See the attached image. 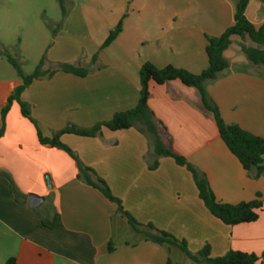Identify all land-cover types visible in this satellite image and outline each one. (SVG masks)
<instances>
[{"label": "crops", "instance_id": "1", "mask_svg": "<svg viewBox=\"0 0 264 264\" xmlns=\"http://www.w3.org/2000/svg\"><path fill=\"white\" fill-rule=\"evenodd\" d=\"M237 1L67 0V15L39 61L46 54L50 63L91 72L85 77L57 72L34 81L21 100L30 106L45 137L68 124L91 128L108 122L137 106L143 64L196 75L205 71L207 37H219L234 24ZM246 16L260 27L264 0H250ZM120 22L122 32L101 50ZM243 46L264 49L233 36L224 53L229 68L206 89L226 123L264 138V66L252 64ZM148 107L165 129V145L205 175L219 202L262 201L256 222L232 227L216 219L200 199L192 174L170 157L150 170L148 139L135 128H104L94 138L65 134L61 141L107 183L138 222L185 240L192 253L208 245L214 258L229 251L262 257L264 176L255 179L230 152L197 89L178 80L151 83ZM10 111L0 138V173L11 178L15 192L9 179L0 176V264L10 259L15 264H166L168 259L197 264L180 249L136 233L115 204L78 179L77 163L66 152L39 143L34 125L17 103ZM30 195L43 202L29 206ZM55 217L53 229L44 227L43 219Z\"/></svg>", "mask_w": 264, "mask_h": 264}, {"label": "trees", "instance_id": "2", "mask_svg": "<svg viewBox=\"0 0 264 264\" xmlns=\"http://www.w3.org/2000/svg\"><path fill=\"white\" fill-rule=\"evenodd\" d=\"M63 18L67 15L64 6V0H58ZM250 0H238L235 5L234 24L228 28L219 37H207L206 54L208 58V68L201 74H193L184 69H178L173 66H167L163 69L156 68L151 63L143 64L140 71V98L135 108L117 113L108 122L98 123L91 128H80L73 124H68L64 129L53 133L51 137H45L42 133L38 122L32 117L30 106L21 100L23 92L28 89L34 81L48 80L57 72L74 74L79 77L87 76L91 71L80 68L73 64L50 63L46 54L43 55L34 72L26 75L19 62L9 53L2 55L8 63L14 68L22 84L18 86L7 100L6 106L2 109V127L0 129V138L5 133V120L13 103L20 106L21 114L28 119L35 127L38 141L42 146H50L61 149L66 152L78 166V179H83L99 192L111 203L117 206L120 214L126 218L128 225L138 234H142L147 240L169 248L175 247L180 249L185 256L197 264H264V255L258 257L254 254H248L238 251H229L222 257L214 258L211 256L210 247L206 245L200 252L192 253L189 250L188 243L185 240L178 239L174 235L161 231L152 224H142L138 222L129 212H127L120 199L115 197L107 183L98 177L94 171L86 167L79 157L62 141L65 134H73L80 137H101L104 128L110 131H121L130 128L137 129L148 139L149 151L146 155V161L149 163L150 170H156L159 167V160L163 157L174 159L178 166L186 168L193 177L196 187L199 191V197L204 202L210 213L226 226H237L256 222L260 217L263 209V203L259 198L252 202H243L237 205L224 204L219 202L210 188L209 182L205 175L201 174L192 166L185 157L168 148L163 139L162 131L164 127L156 121L154 114L148 107L150 99V84L164 85L172 81H180L185 86L195 88L199 92L203 107L210 112L215 120L218 133L224 144L230 152L239 160L242 167L254 178L264 176V138L256 136L243 130L235 124H228L222 118L218 107L209 97L206 84L212 82L220 74L229 68V64L224 58L225 51L231 45V38L239 36L243 40H250L258 47L264 48V22L260 27L252 24L247 16L246 10ZM122 32V23L110 32L107 40L102 45L101 50L110 46ZM243 53L248 60L254 65L264 66V49H254L242 47ZM98 60V55L93 57V62ZM5 176L12 183L9 176ZM12 183V190L14 189ZM56 217L52 221L43 219V225L47 229H53L56 223ZM110 252L113 250L111 244ZM6 264H15L14 259L8 260ZM166 264H172L168 259Z\"/></svg>", "mask_w": 264, "mask_h": 264}, {"label": "rangeland", "instance_id": "3", "mask_svg": "<svg viewBox=\"0 0 264 264\" xmlns=\"http://www.w3.org/2000/svg\"><path fill=\"white\" fill-rule=\"evenodd\" d=\"M64 6L68 9L67 0ZM63 19L58 0H0V128L7 98L22 84L2 54H11L26 75L32 74Z\"/></svg>", "mask_w": 264, "mask_h": 264}, {"label": "water", "instance_id": "4", "mask_svg": "<svg viewBox=\"0 0 264 264\" xmlns=\"http://www.w3.org/2000/svg\"><path fill=\"white\" fill-rule=\"evenodd\" d=\"M43 202V199L36 196V195H30L28 197V205L32 207H38Z\"/></svg>", "mask_w": 264, "mask_h": 264}]
</instances>
